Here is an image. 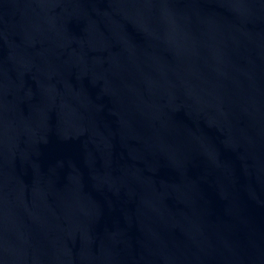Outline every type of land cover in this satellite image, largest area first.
I'll return each instance as SVG.
<instances>
[{"label": "water", "instance_id": "obj_1", "mask_svg": "<svg viewBox=\"0 0 264 264\" xmlns=\"http://www.w3.org/2000/svg\"><path fill=\"white\" fill-rule=\"evenodd\" d=\"M0 264H264V0H0Z\"/></svg>", "mask_w": 264, "mask_h": 264}]
</instances>
